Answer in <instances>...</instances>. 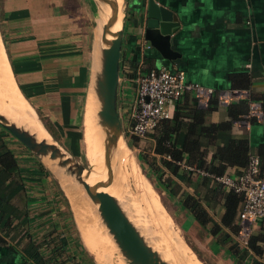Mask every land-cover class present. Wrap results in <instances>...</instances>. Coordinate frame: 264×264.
<instances>
[{
	"label": "crops",
	"instance_id": "obj_1",
	"mask_svg": "<svg viewBox=\"0 0 264 264\" xmlns=\"http://www.w3.org/2000/svg\"><path fill=\"white\" fill-rule=\"evenodd\" d=\"M154 1L177 22L178 27L171 34V48L176 57L164 59L144 41L143 26L139 24L148 19L146 10L142 9L143 0H128L119 101L125 129L132 122V107L137 95L135 76L149 69L165 67L182 73L189 82L214 89V97L206 108L198 105L190 91L182 92L169 104L171 116L178 107L184 112L185 125H182L175 140L177 149L183 151L182 159L188 165L199 168L196 163L188 162L189 153L186 152V147L191 148L190 141L197 139L200 146L194 150L204 153V164L220 170V174L242 171L243 165L238 163L236 156L240 144L249 153L259 154L264 167V123L245 118L252 101L259 102L264 110V0ZM75 2L74 6L67 4L70 9L67 12L60 0H2L0 8V36L16 85L36 114H42L40 122L53 139H67L74 143V156L77 154L76 131H83L84 112L90 96L94 117L97 115L93 82L100 64L99 50L91 35L94 4L92 0ZM155 16L150 19L161 20L162 12L158 11ZM95 35L98 47V31ZM226 91H232V98L228 103L221 104L217 97ZM194 109L205 111L193 116ZM57 118L65 119V124L74 129L63 134L59 127L63 122L57 121ZM197 120L199 123L196 126ZM193 125L190 133L188 130H192ZM154 130L139 139L151 141L149 165L156 174L159 173L157 185L161 193L172 197L175 208L182 210L183 223L206 229L207 235L203 239L210 255L216 256L220 262L234 264L228 249L229 240L222 232L215 235L210 232L213 223L221 221L229 190L208 175L197 174L179 165L177 168L166 166L163 160L170 158L162 157L155 151ZM80 134L82 136L78 139L83 141V132ZM66 144L65 148L69 149L70 142ZM20 146L0 125V159L8 151L17 160L29 156L22 153ZM230 150L232 159L222 158ZM18 165L20 169L15 170L17 173L12 176L3 170L0 162V264L32 263L28 248L34 245L35 240L49 235L55 238V233L59 235L60 231L70 244L76 241L70 224L66 227L71 214L70 218L64 215L62 222L63 213L59 215L57 211L60 209L57 206L60 194L46 189L53 181L47 178L50 186L44 187L40 175H34L35 169L30 170L31 165L26 168L31 171L30 174L24 169L28 163L21 165L18 160ZM13 181L20 184L23 181L25 190H13ZM186 203L191 206L198 203L206 210L210 221L202 225ZM261 226H264V219H259L253 230ZM65 237H62L63 244L67 242ZM80 243H72L73 247L67 254L80 249L82 254L86 252L87 256H91L81 238ZM261 245L264 251V242ZM67 258L70 257H62L66 264L77 263H71ZM261 259L264 261V257Z\"/></svg>",
	"mask_w": 264,
	"mask_h": 264
},
{
	"label": "water",
	"instance_id": "obj_2",
	"mask_svg": "<svg viewBox=\"0 0 264 264\" xmlns=\"http://www.w3.org/2000/svg\"><path fill=\"white\" fill-rule=\"evenodd\" d=\"M99 1L109 5L111 9L110 14L101 27V41L103 45L100 48L97 47L96 35L93 38L94 45L99 50L100 60L99 69L95 74L93 82V90L99 103L96 113L97 123L100 125L104 136L102 165L106 167V179L90 185L86 181L85 176L87 177L90 174L91 165L89 164L90 168L87 169L74 155L63 151L48 132L49 139L39 140L29 130L18 126L1 113L0 125L43 165L42 161L49 160L55 162L54 165L56 167L64 170L67 177L70 180L72 178L84 190L92 203L97 206L98 216L102 224L107 229L119 253L127 264H170L162 259L158 251L153 249L139 228L130 220L118 199L104 190H99V188H106L112 183V149L119 139H122L126 144L125 139L127 138L119 101L121 85L120 69L123 56L122 48L125 40L124 26L127 17L128 0H123L122 2V26L114 32L111 29L118 19L120 11L118 3L116 0H92L98 9L97 11H99ZM143 4L142 9L144 7L148 17L144 24L139 23L143 26L144 41L155 48L164 59H174L176 54L171 48V34L178 27L175 18L162 7H158L154 0H143ZM158 11L162 12L161 20H151L150 17H156L155 13ZM109 33L112 36L111 39L106 38ZM84 158L86 160L85 153ZM44 167L48 169L45 165ZM49 172L52 174L50 170Z\"/></svg>",
	"mask_w": 264,
	"mask_h": 264
},
{
	"label": "bare ground",
	"instance_id": "obj_3",
	"mask_svg": "<svg viewBox=\"0 0 264 264\" xmlns=\"http://www.w3.org/2000/svg\"><path fill=\"white\" fill-rule=\"evenodd\" d=\"M120 8L118 19L114 26L112 27V32L117 31L122 26V2L123 0H116ZM99 4V19L97 21V31L100 39L98 47L100 48L103 43L101 41V27L102 23L107 19L110 14V6L98 2ZM107 39H111V34H107ZM91 97V96H90ZM89 97L85 112H84V128H83V143L86 155V160L91 165V172L86 177V181L92 185L98 181H103L106 179V167L102 165L103 163V134L100 125L97 123L96 118L93 114L92 102ZM95 97V96H94ZM97 111L99 108V103L96 97ZM0 113L5 115L10 121L16 123L18 126H22L29 130L32 134L36 135L39 140L49 139L48 137L43 138L44 126L40 123L39 118L33 109V107L28 103V101L22 96L19 91L16 82L14 80L10 64L7 59L6 51L0 36ZM47 132V131H46ZM48 134V133H47ZM122 139H119L115 147L112 149V172L113 180L112 183L103 189L114 197L118 199L122 205L119 196L124 199L125 203H128L130 209L132 208L133 201H130V196H128V189H135L137 194H135L136 199L142 202V198L146 201L145 205H148L152 210H156V203L152 197L150 189L148 188L146 182L143 180L142 172L140 171L137 162L135 161L132 154L128 151V148L124 144ZM47 165L53 170L55 169V162L46 161ZM88 164V165H89ZM53 172V171H52ZM59 174V173H57ZM60 178H61V174ZM117 177H120V183L115 184ZM119 180V179H118ZM148 182V181H147ZM61 183L64 191L71 204V209L73 211L75 222L77 224L78 230L80 232L83 244L92 253L96 260L101 264H125L123 262L122 256H115L113 252H117V246L114 243L112 237L104 229V225L100 221H95L91 218L92 209L88 208L85 204V199H88L91 203L93 209L97 212V206L92 203L91 199L84 192V190L72 180L68 178H61ZM132 192V191H131ZM133 193V192H132ZM131 193V194H132ZM84 194V197L82 196ZM138 203V202H137ZM129 207V206H127ZM124 211L128 209L122 205ZM126 209V210H125ZM128 215V212H126ZM130 214V213H129ZM129 217V216H128ZM131 217V215H130ZM131 220V219H130ZM137 227V226H136ZM151 235V232H146ZM147 237V236H146ZM147 240V239H146ZM149 241V240H147ZM115 245V246H114ZM154 250L158 251L162 259L170 264H201L196 261L191 260L186 253L183 252V247L180 242L175 241L176 250L174 253L164 249H160V244L157 246L151 242L150 244ZM117 249H116V248ZM117 250V251H116ZM119 253V252H118ZM117 254V253H116ZM120 254V253H119ZM115 259V260H114ZM116 261V262H114ZM127 264V263H126Z\"/></svg>",
	"mask_w": 264,
	"mask_h": 264
},
{
	"label": "rangeland",
	"instance_id": "obj_4",
	"mask_svg": "<svg viewBox=\"0 0 264 264\" xmlns=\"http://www.w3.org/2000/svg\"><path fill=\"white\" fill-rule=\"evenodd\" d=\"M60 1L65 6V9H63V10H66V12L70 10L69 7H67L68 5L74 6V4H76V2H75L76 0H60ZM1 5H2V0H0V8H1ZM97 10L98 9L94 5V7H93V20H92V32H91L92 38L95 37V32L97 31V26L95 27V25H97V21L99 19V11H97ZM37 115H38V118L43 119L42 114L38 113ZM39 121H40V119H39ZM57 121L63 122V124H59L60 125L59 127L62 129L63 134L66 132H69V129H74V128L68 127V125L65 124V119L61 120V119L57 118ZM123 125H124V130L126 132L127 130L125 129V124H123ZM42 129H43V131L45 130V128H42ZM77 129L80 130V128H76V130ZM82 132L83 131H79V132L76 131V136L78 138H81L82 135L80 133H82ZM125 134L127 137L125 139L126 144L129 146H127L125 143L124 144L128 148V151L134 157L135 161L137 162L138 167H139L140 171L142 172L141 174L143 176V180L146 182L150 191H152L151 195L154 198V201L156 203V207H155L156 210L153 211L152 208H150L148 205H145L146 201L144 200V198H142L141 203L139 200L136 199L135 194H137V192L135 189H128L127 193H128V196H130V198H131L130 201H133V202H131L132 208L130 209L131 205H129L128 203H125L124 199H122L120 196H119V198L121 199L120 201L122 202V205L125 206L127 209L129 208L128 211H126V212H128V216L131 219V221L139 228V230L144 235V237L147 240H149L148 242L150 244H151V242L157 246L160 244V246H161L160 249L165 248L166 250L174 253V251L177 249L176 248L177 245L175 246V241L177 240L178 242H180V244H182L181 246L183 247V252L186 253L188 255V257H191L192 262L196 261V262L201 263V264H229L228 262H220L216 259V256L214 257L212 254L210 255V253H211L209 251L210 249L206 245L205 240L203 239V237H205V235H207L205 233L206 229L199 227V226H192L193 224L189 225V223H188L186 225V223H183L182 220H184V214L182 213V210L179 211L177 208H175L176 204L174 203V200L172 197H169L166 194L161 193V189H160L159 185H157V184H159V182H158L159 177L157 176L159 173L156 174V171H154L155 169H152L149 165V162L151 161V156H150L148 150L150 149L151 141L147 138H145V139L131 138L129 136V134H127V133H125ZM42 137L43 138H45V137L49 138V135L47 134L46 130L44 131V135ZM68 137H70V134H68ZM78 138H77V142H76V148L77 149L75 152L77 154H75L76 155L75 157L84 166H86L87 169H89L90 168V166L88 165L89 163L84 158V153H85L84 143H82L83 141H81V139L79 141ZM56 142L62 148V150L68 154L72 155L73 152L75 151V150L73 151L74 143H72V141H70V140L67 141V139H65V141H63V139H62V141H56ZM66 142H70V144H71V145L69 144V146H70L69 149L65 148V146H67V144L65 145ZM21 146H20V148L22 150V153L25 152L29 156L19 158L18 159L19 163L21 165H25L28 163V166L24 167V169L29 168V166L31 165L30 168H32V169H30V170L32 171L33 166L36 165V162L32 158L33 156L31 154H29V152L26 150V148L24 146H22V147ZM85 157H86V155H85ZM42 162L52 173L51 176L48 178L49 179L53 178V180L56 181L58 187H60V189L63 191V196H61V197H60V195L57 196V201H58L57 206H59V208H60L57 211H58L59 215L63 213V216L65 215V216H68L69 218H70V214H71V220L69 219V221L66 224V227H68L69 226L68 224H70V227H72V231L74 232V236L77 240V241H75V240L71 241V244L74 242L80 243L81 235H80V232L78 230L77 224L75 222V217H74L73 211L71 209V204L69 202V199H68V197L64 191V188L62 186V183H61V178H65V177L68 178V177H67L66 173L64 172V170L55 166V169L59 170V172H57V173L61 174V178H60V175L56 173V170H52L51 167H49L47 165L46 161H42ZM31 171H28L27 169L25 170V172H28L29 174L31 173ZM38 175H39V173H38ZM30 177L35 178V176H30ZM39 178L42 179V181L44 183V187L49 185V183H47V178H45L43 175H40ZM117 178L119 180L117 179L115 184L120 183V177H117ZM71 180H72V182L76 183L72 178H71ZM46 189L50 190V191L52 190L53 192L56 193V191L53 190L52 186H50L49 188L46 187ZM82 196L84 197V194H82ZM85 204L86 205L88 204L87 207L89 206L88 208L92 209L93 213L91 214V218L95 221L98 220L101 222L98 214L93 209V207H92V205L88 199H85ZM127 206H129V207H127ZM173 209H176V211L174 212ZM60 211H61V213H60ZM130 215H131V217H130ZM65 216H64V219L61 220L62 222H64ZM57 224H58V221H57ZM63 227H65V223L63 224ZM104 229H105V227H104ZM106 232H108V231L106 230ZM146 232H151V235L147 234ZM58 234L59 235H56V233H55V237L58 236L56 238L57 241H58V239H62V237H65L64 233L62 231H60V233H58ZM61 235H63V236H61ZM65 238L67 239V242H66V244H64V246L62 245L63 246L62 247L63 258L66 259V256L70 257L67 259L71 263H75V262L78 263V261H79L80 264H93V262H95L96 264H101L96 260L95 256L92 253H90L89 251L88 252L91 254V256H87L86 252L85 253L83 252V254H82L78 250H76V252L74 251L75 253L73 252V254L68 255L67 252L69 250H71V247H73V246L70 244V240L68 242V238L67 237H65ZM81 240H82V238H81ZM80 244L82 245V243H80ZM58 246L60 247L59 243L56 245V247H58ZM118 252L119 251L113 252V253L115 256L118 257V255H121ZM122 260H123V258H122ZM114 262H116V261H114ZM123 262H124V260H123ZM112 264H115V263H112Z\"/></svg>",
	"mask_w": 264,
	"mask_h": 264
},
{
	"label": "built area",
	"instance_id": "obj_5",
	"mask_svg": "<svg viewBox=\"0 0 264 264\" xmlns=\"http://www.w3.org/2000/svg\"><path fill=\"white\" fill-rule=\"evenodd\" d=\"M137 87L135 104L132 107V122L127 129L129 136L145 137L157 124L171 117L169 104L178 99L182 92H192L200 107L206 108L214 97V89L189 82L182 73H175L165 67L153 68L144 73L140 72L134 79ZM232 98V91L220 93L219 102L228 103ZM246 119L254 118L264 123V110L257 101L249 104ZM189 171L208 175L214 182L229 191L242 196L241 208L236 215L238 233L234 241L246 247L248 245L254 225L264 218V169L257 154H250L248 163L240 173L214 175L188 165L183 159L176 162Z\"/></svg>",
	"mask_w": 264,
	"mask_h": 264
},
{
	"label": "trees",
	"instance_id": "obj_6",
	"mask_svg": "<svg viewBox=\"0 0 264 264\" xmlns=\"http://www.w3.org/2000/svg\"><path fill=\"white\" fill-rule=\"evenodd\" d=\"M150 70V69H149ZM148 71V70H147ZM193 116L199 115L200 111H205L202 109H194ZM186 116V115H185ZM184 118V112L182 111L181 107H178L176 109V112L173 116L167 119L161 120L157 126L155 127L153 138L155 142V151L159 154L165 157H169L170 160L167 161V159L163 160V163L168 166H174L173 168H177L176 162L178 160H182V153L183 151L180 149H177L176 147V136L180 133V128L184 124L183 121ZM198 120L196 121V125L198 124ZM185 125V124H184ZM183 125V126H184ZM189 129L188 131L191 133L193 131ZM127 134H129L128 131H126ZM131 138L138 139L137 136L132 135ZM191 148L188 149L186 147V152L189 153V163H196V166L199 168L205 167L207 169H204V171L214 174V175H222L219 172L220 170L216 169L215 167H207L204 164V153H200L196 149L198 146H200V141L197 139H193L190 141ZM238 154L236 155L238 157V163H241L243 167H245L249 160V155L252 153H249L248 149L242 144L238 146ZM232 152L231 150L228 151L225 155L222 156V158H231ZM259 156V154H257ZM32 157V156H31ZM36 165L33 166V169H35V174L43 175L45 178H48L51 176L48 169L44 167V165L35 157H32ZM260 158V156H259ZM0 162L2 163L3 170L9 172V175L12 174L15 175L17 172V169L19 170L20 167L18 165V160L15 158L14 154L12 152L5 153L2 158L0 159ZM261 169H264V167L261 166ZM4 172V171H3ZM53 190L56 191V193L59 195H63L62 190L58 187L57 183L53 178L51 179ZM23 181L20 184L19 181H13V190H25V187L23 185ZM1 184V183H0ZM31 188V187H30ZM3 200V199H2ZM243 199L241 196H238L235 192L229 191L227 193L224 206L225 211L221 218L220 223H213V225L210 227V232L212 234L220 233L222 232L225 236L226 240H229L228 242L231 243L228 246V249L234 258V264H264V261H262L261 257L263 256V247L262 243L264 242V226H261L258 230H253L248 242V245L246 247H242L241 245H238L233 237L238 233V225L236 223V215L238 212L239 205L242 204ZM187 206H191L190 204H187ZM192 212L195 214V217L198 219V221L205 225L207 224L209 220V216L205 209L201 208V206L197 203L195 205L192 204L190 207ZM240 209V208H239ZM264 219V218H262ZM226 230V231H224ZM221 233V234H222ZM49 237V238H48ZM45 239L41 240H35L34 245H31L28 248V256L31 258V261L29 264H66L65 260L62 259V247L64 246L63 240L57 241V237L53 238L54 236H48ZM230 237V238H229ZM48 238V239H47ZM59 240V239H58ZM37 241V242H36ZM77 241V240H76ZM37 243V244H36ZM59 243L60 247H56V245ZM63 245V246H62ZM76 249H78V245H76ZM48 249L50 251L48 252ZM46 250V256H44ZM80 251V249L78 250ZM81 253V252H80ZM44 254V255H43ZM46 257V258H45ZM60 259V260H58ZM78 264V263H76ZM93 264H96L93 262Z\"/></svg>",
	"mask_w": 264,
	"mask_h": 264
}]
</instances>
